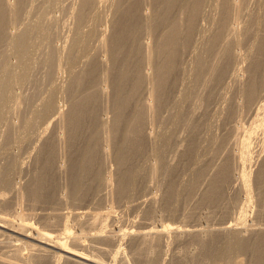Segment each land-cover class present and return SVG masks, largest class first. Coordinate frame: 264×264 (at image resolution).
Segmentation results:
<instances>
[{
	"label": "bare ground",
	"instance_id": "1",
	"mask_svg": "<svg viewBox=\"0 0 264 264\" xmlns=\"http://www.w3.org/2000/svg\"><path fill=\"white\" fill-rule=\"evenodd\" d=\"M177 166L173 202L228 183L236 219L125 224L115 204L153 210L134 193ZM252 198L262 213L264 0H0V264H241L264 238ZM190 241L218 252L165 255Z\"/></svg>",
	"mask_w": 264,
	"mask_h": 264
},
{
	"label": "rangeland",
	"instance_id": "2",
	"mask_svg": "<svg viewBox=\"0 0 264 264\" xmlns=\"http://www.w3.org/2000/svg\"><path fill=\"white\" fill-rule=\"evenodd\" d=\"M50 14H55L56 15V17H57V19L59 20L58 22L59 23H61V20H65V18H66V20L68 21V17L67 16H65V15H63V13H61L60 12V10H58L57 8H53V9H51L50 10ZM58 16L60 17V18H58ZM62 21V22H63ZM56 41V40H55ZM63 102V100H61L60 101V103H62ZM250 122L249 121H247V122H245V125L243 126V131L244 130H246V129H248V127L250 126V124H249ZM242 132V131H241ZM111 164V168H115V165H113L112 163H109V165ZM255 168H254V170H253V168H252V171L254 172L256 169H257V166H258V164H255V165H253ZM181 167L180 166H177L176 168H175V170H173V172L171 173V174H169V172H167L163 177H164V179H166V180H163L162 181V179H161V177H159L160 178V180H159V178H157L159 181H161V182H163V184H159V185H155L154 183L155 182H150V185H151V183L154 185L153 186V188L152 189H154V187H157V189H159V190H157L156 188H155V190H150L149 191V189L147 190V189H145V191L144 190H140L138 187H136V188H138V190H139V192H141L142 191V193H144V196H143V194L142 193H139V192H136V193H134V196H133V200L132 201H136V200H138L139 198H140V196H141V198L143 199L145 196H147V195H151L152 193H153V191H156V192H159V193H156V194H158V195H156L155 193H154V195L155 196H157L156 198H157V203H156V205H153V210H151V208H149L148 206H146V205H144L143 207H142V209H141V211L138 209V208H136V209H133V210H130V211H127V212H124V213H121L120 212V207H117V205L115 204V209H116V214L124 221V223L125 224H127L129 221H130V219H135L136 221H138V222H140V223H142V224H145L146 222V224H151V225H157V224H160V222H162V221H164L165 223L167 222V223H178V224H181V225H185V226H190V225H192V226H197V227H204V226H206L205 224L206 223H208L207 224V226H209V227H214V228H216V226L217 225H221V224H223V223H225V222H231L232 220L234 221L235 219H236V217L238 216V214H237V212H240V208L242 207L241 205L242 204H240L239 205V200L242 202V196H240V194H238V193H236V191H234L233 189H231L230 188V186H229V184L227 183H225V188H224V184H222V185H217L216 186V191H213V192H215V196L217 195V193H218V195H217V197H216V199H209V198H200L201 197V194L200 195H198V197H197V199H196V201L194 202V204L193 203H191V202H189L190 200H188V201H185L184 203H182L180 200H178V202H175V204H174V202H173V199H172V196L174 195V193H172L171 191H170V189H171V187L173 186V184H177V182L181 179L180 178V174H181V169H180ZM21 179L23 178L24 179V176H21L20 177ZM168 178V179H167ZM170 179V180H169ZM153 181H155V180H153ZM21 182H23V180H21ZM165 184H167V186L165 185ZM193 184L195 185H193L194 186V189H195V191L197 190V189H199L198 187H201V189H203V186H204V184H202V181L200 180V179H197L196 181H194L193 182ZM163 185H165L164 187H163ZM202 185V186H201ZM212 185H215V182L212 184ZM140 187V186H139ZM142 187V186H141ZM140 187V188H141ZM160 187V188H159ZM227 188V189H226ZM212 189H214V187H212ZM226 189V190H225ZM230 190V191H229ZM226 191H228V192H226ZM252 191H254V189H253V187H252ZM139 194V196H138V194ZM149 193V194H148ZM140 194H142V195H140ZM160 194V195H159ZM206 194V193H205ZM229 196H228V195ZM137 195V196H136ZM153 195V194H152ZM205 196V195H204ZM228 196V197H227ZM137 197V198H136ZM228 199H227V198ZM140 198V199H141ZM226 198V199H225ZM230 198V199H229ZM236 200H235V199ZM238 198H240L239 200H238ZM253 198H255V196L253 197ZM252 198V204L254 205H251L250 203V208L252 209L253 207V209H252V211H251V209L248 207V212L246 213L247 215H246V217H248L249 216V212H252L251 214L252 215H250V218L248 217V219L246 218V220H249L248 222H247V224H249V226H251V227H253V226H256L255 224H256V222L257 223H259L260 224V226H263L264 227V211H262V213H259V214H256V211H257V209H258V205H257V202H256V200L255 199H253ZM223 199H225V202H224V200ZM195 200V199H194ZM223 200V201H222ZM160 202V203H159ZM171 202H173L172 204H173V206H172V204H171ZM223 202V203H222ZM231 202V203H230ZM240 202V203H241ZM189 203L190 204H193L192 206L190 205L189 206ZM221 203H222V205H221ZM177 204V206H175ZM42 207H41V206ZM45 205V206H44ZM171 205V206H170ZM208 205V206H207ZM39 206H40V208H39ZM66 206V205H65ZM65 206L64 207H62V208H65ZM237 206H241L240 208L239 207H237ZM45 207H47V205L46 204H44V203H41V204H39V205H35V206H33V208H34V210H33V212H35V213H40V211H41V213L43 212V213H47V212H49L50 211V209H49V211H48V207L45 209ZM67 207H68V205H67ZM74 207V206H73ZM72 206L69 208V209H71V208H73ZM171 207H173V208H176V209H171ZM186 207H189V208H187L186 209ZM158 208V209H157ZM168 208H170L169 210H168ZM177 208H178V210H177ZM229 208H231V210L229 209ZM38 209V210H37ZM43 209V210H42ZM114 209V210H115ZM155 209H157L156 210V212H155ZM63 210H65V209H63ZM138 210V213L137 212H135V211H137ZM166 210H167V212H166ZM172 210V211H171ZM176 210V211H175ZM184 210H186V211H184ZM209 210V211H208ZM239 210V211H238ZM250 210V211H249ZM176 213V215L174 214V216H172L173 215V213L174 212ZM204 211V212H203ZM153 212V213H152ZM159 212V213H158ZM168 212H172V214H170V217H171V219H169V217H168V215L169 214H167ZM182 212H184V215L182 216L181 215V213ZM165 213H166V215H165ZM249 213V214H248ZM153 214V215H152ZM205 214H207V215H205ZM236 214H237V216H236ZM181 215V216H180ZM132 216V217H131ZM134 216V217H133ZM178 216V217H177ZM215 216V217H214ZM236 216V217H235ZM259 216V217H258ZM136 217V218H135ZM153 217V218H152ZM173 217V218H172ZM181 217V219H183L182 221H181V219L180 220H178L179 218ZM234 217V219H232ZM260 217H261V219H260ZM152 218V219H151ZM160 218V219H159ZM178 218V219H177ZM140 219V220H139ZM151 219V220H150ZM155 219V221H154V224H152L153 223V221L152 220H154ZM161 219H163L162 221H159V220H161ZM148 220H150L149 222H148ZM173 220V221H172ZM176 220H177V222H176ZM254 220V221H253ZM258 220H261V221H259L258 222ZM159 221V222H158ZM181 221V222H180ZM251 221H253V222H251ZM156 222V223H155ZM249 222H251V223H249ZM200 223V224H199ZM205 223V224H204ZM253 223V224H252ZM116 224V223H115ZM198 224H199V226H198ZM210 224H211V226H210ZM257 226L258 227H260L258 224H257ZM256 226V227H257ZM260 228H262V227H260ZM191 242V244H189V243H175L171 248H172V250L170 251V249H166L165 250V252L166 251H169V253H165V255H167V256H169L168 258L170 259V260H172L173 258H175L174 256L176 255L175 253H177L176 251H175V249L176 250H179L180 248V250L181 251H179L183 256H190V255H194L195 257H206V255L208 254V255H210V254H212V253H214V252H218V249H216L215 248V250H214V247H216V245L217 244H215V241H213V242H210V243H205L204 245H202V244H198V243H196L195 241H190ZM256 243H251V244H249L250 245V247H249V245L248 244H246V243H244L245 244V246L244 247H242L241 249H239L240 251H238V252H236V253H239V254H237V256H236V259L237 260H243V262H245L246 263V261H245V255L244 254H249L250 252L251 253H263L264 252V238H263V240H261L260 242H258V241H255ZM208 244L210 245L209 247H208ZM215 244V245H214ZM176 245V246H175ZM193 245V246H192ZM256 245V246H255ZM179 246H180V248H179ZM188 246V247H187ZM190 246H192V247H190ZM203 246V247H202ZM175 247V248H174ZM248 247H249V249H248ZM189 248H192V249H189ZM209 250V251H206V250ZM213 250V251H212ZM248 250H250V251H248ZM192 251V252H191ZM171 252V253H170ZM209 252V253H208ZM243 252H244V254H243ZM188 254V255H187ZM200 254V255H199ZM215 254V255H214ZM213 255L214 256H216V254L217 253H214ZM234 254H235V252H234ZM208 255H207V257H208ZM166 256V257H167ZM212 256V255H211ZM239 256H241L240 258H239ZM165 257V258H166ZM168 258H166V260H169ZM172 258V259H171ZM232 259V258H231ZM232 260H234V259H232ZM243 262H241V264H243ZM216 264H225L224 262H223V260H219V261H217V263ZM233 264H237V262H234Z\"/></svg>",
	"mask_w": 264,
	"mask_h": 264
}]
</instances>
